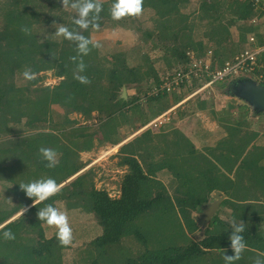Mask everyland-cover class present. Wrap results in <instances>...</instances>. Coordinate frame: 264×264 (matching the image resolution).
Wrapping results in <instances>:
<instances>
[{
    "label": "trees",
    "instance_id": "obj_1",
    "mask_svg": "<svg viewBox=\"0 0 264 264\" xmlns=\"http://www.w3.org/2000/svg\"><path fill=\"white\" fill-rule=\"evenodd\" d=\"M187 1L143 0L142 12L150 9L154 14L152 30H141L131 24L140 14L113 19L109 14L112 0H99L102 11L93 22L98 27L90 24L88 29H80L73 22L77 14L63 23L89 39L91 31L106 25L143 31L141 40L168 54L175 68L188 62L190 52L202 56L208 50L212 68L219 67L242 51L239 46L247 45L248 33L255 35L258 45L263 44L264 31L260 35L258 25L248 22L253 0H228L227 3L225 0H200L197 13H185L182 8ZM54 8H58L57 0H5L0 7V138L51 122L50 106L58 104L64 110V125L70 123L67 115L73 112L100 114L103 117L99 129L102 140L110 141L111 121L118 117L121 122L129 120L130 115L123 108L125 104L130 102L131 110L138 107L137 97L127 100L121 89L143 82L158 86L159 74L141 51L140 44L109 57L100 56L97 48L91 47L83 56L86 67L81 73L90 82L80 83L74 78L78 60L71 59L77 56L75 42L63 37H38L37 26L52 22ZM227 12H233L235 18L225 20ZM193 14L198 15L192 17ZM263 14L259 12V16ZM196 19L207 27L200 39L194 38ZM230 24H236V41L229 30ZM22 27L29 31H22ZM131 52H135L139 63H130L128 55ZM258 61L264 62V51ZM26 69L34 72L35 77L16 84L15 73H23ZM48 69L60 78L51 86L41 84V77L37 75ZM259 70L251 74L256 76ZM225 81L227 78L216 81L213 86L223 87ZM260 83L264 84V80ZM198 85L194 81L190 88ZM163 95L168 94L158 92L150 95V99L162 102ZM166 108V103L157 106L156 115ZM148 120L143 115L140 127ZM224 126L225 137L210 148L215 161L206 156L203 159H207L209 166L200 162L203 155L192 144L188 143L186 152L180 153L179 141H169L174 147L173 157L164 151L158 159L150 161L148 129L122 144L118 149L119 163L127 170L117 197L96 188L88 172L65 182L82 167L74 148L89 150L93 145V133L79 129L75 135L67 137L69 145H61L58 139L55 141L58 136L52 133L0 141V182L7 184L16 197L15 205L0 208V233L10 229L15 234L12 240L0 239V264H62L61 250L65 245L56 233L46 237L45 222L37 218L39 208L48 203L55 206L57 201H63L68 208L80 207L92 213L102 228L101 234L90 242L95 257L85 264H225L224 253L232 254L228 239L230 219L245 223L243 235L247 243L234 264H254L255 259L264 264V144L255 143L256 131L244 129L238 123ZM42 147L60 154L55 167H46L47 162L39 152ZM165 167L177 181L174 194H170L156 177L155 173ZM42 177H52L59 185L65 183L48 200L32 203V198L27 197L19 185ZM214 190L220 191L223 198L205 225V234L193 240L189 234L198 229L193 213L200 211L210 199L214 200L211 197ZM221 211L227 212V217H221ZM126 238L137 241L141 250L137 255L121 258Z\"/></svg>",
    "mask_w": 264,
    "mask_h": 264
},
{
    "label": "rangeland",
    "instance_id": "obj_2",
    "mask_svg": "<svg viewBox=\"0 0 264 264\" xmlns=\"http://www.w3.org/2000/svg\"><path fill=\"white\" fill-rule=\"evenodd\" d=\"M4 1L5 0H0V7ZM199 1L200 0H188L186 5L182 8V11H184L185 13L196 11L195 13H197ZM225 1L227 3L228 0ZM253 1V11L248 17L250 18L248 22L252 24H257L258 30H260L258 32L261 35L262 31H264V14L262 16H259V12H264V1ZM73 2L74 0H57L58 8H54L51 12V14H55L53 16L55 18L52 20V22L42 23L40 25L37 24L39 25L36 28L38 37L43 39L44 37L49 36L55 39H60L61 36H57L55 34V30L61 24L64 25L63 21L65 19L67 21L72 20L73 15L77 14L76 10L71 8L70 6ZM197 15L198 14H196V16ZM196 16L195 14L192 15V17ZM229 17L235 18L233 12H227L225 20ZM1 18L2 15L0 14V25ZM153 18V11L150 9H146L131 24L135 27H140L141 30H152L155 24ZM203 23L204 22H199L198 19L194 20L193 31L195 39H200L202 37V33L207 30V27ZM113 27L115 26L106 25L90 32V40H92L94 43H99L100 45L99 47H96L100 56L104 55L105 57H109V55L112 53L118 52L120 50L125 51L131 46L140 44L141 51L148 56V62H150L152 67H154V69L157 71V73L159 74V78L165 72L173 71L175 69V65H172L171 58L168 54H166L159 48H151L150 42L144 43L141 40V35L143 31H135L121 27ZM229 30L231 31L232 36L236 41L238 35L236 24H230ZM249 34L251 33H248V35ZM239 47L240 50H243L246 48V45L244 44ZM142 52H140V54L138 55L141 56ZM231 52L232 48L230 47L229 53ZM135 55V52H131L128 55L131 64H136L140 61L136 58ZM37 75L41 77L40 82L43 85H54L60 79L54 74V71L52 69L43 70ZM14 81L16 84H21L24 83L26 79L24 78L23 73L16 72L14 75ZM250 81L259 82L256 76H253L250 72H239L237 74L227 77V81H225L223 87H220V85H216L213 88L217 90L218 88H220L223 91H228L229 93L235 94V92L242 88L246 82ZM189 83L191 84L192 80H188L185 86L180 87L181 89L178 88L170 92L168 95H163L162 102L150 99V88L152 86L151 84L147 85L148 83L143 82L137 83L136 85L131 84L126 87H123L121 89V94L125 98H127V100H130L132 97L136 96L137 102L135 103H138V107L131 110L129 109L130 102L125 104L126 106H124L123 108L125 109L126 113L130 115L129 120H123L121 122V119L118 117L117 119L111 121L109 132L110 141L102 140V135L100 134L99 129L101 127L103 117L100 114L96 112H91V114L89 115H83L80 113L73 112L67 115L70 119V123L64 125V110L58 104H52L50 106L51 112L49 114V119L51 122H44L43 126H39L35 129H23V132L19 134H5V137L0 138V141H12L16 140L18 137H31L38 133H52L58 136L54 139L55 141L58 139L61 145H69L67 137H70L71 134H74V132L78 131L79 129H83L86 132L93 133V145L89 150L79 151L74 148V151H76L78 155V161L82 163V167L77 173L69 177L65 182L73 179L78 174L88 172L96 188L106 190L111 197H117L119 195V187L122 176L127 170V167L125 165H121L119 163L120 156L118 154V149L122 144L131 141L142 131H145L146 129L149 130V147L150 150H152V156L149 159L150 161L158 159V157H160L164 151L165 153H168L170 156L173 157V154L171 153L174 151V147L169 145L168 140L170 139V137H175L174 131H169V128L172 126L178 127L180 125L185 124L195 128V125H197L198 128L195 129H198L199 131L205 130L208 133H211L212 129L208 130V128H201V126L204 124H206V127H208V121L211 126L212 123L215 125L213 131L216 129V133L212 137H210L212 138V140H214L215 137L216 139L225 137V134L227 132L224 126L225 123L222 124V122L220 123V121L215 120L214 116H199V112H196L200 105V102H204V100L199 99L205 98L207 103L204 105L205 107H207L208 103L213 99L212 97H214L213 94L210 95L211 97H209L208 92L201 91L198 92L197 95H193L194 97H189L185 101L183 100L185 96L193 89L190 88ZM235 97V103L236 101L241 103L243 102V105L247 106V104L242 98H240L239 96ZM162 103H166L167 108L165 111L161 112V114L165 113L160 118L161 122H157L156 125H148L156 116L161 115L156 114L158 113L157 106H162ZM133 104L134 102L132 103V105ZM212 106L213 105H211L210 108ZM143 115L148 117L149 120L145 125L140 127ZM248 118L249 121L245 123V126L243 125V128L249 129L251 131H256L258 136L256 137L255 143L263 145L264 111L249 110ZM16 127L19 126L17 125ZM202 148L203 147H200V149ZM183 149H185L184 146ZM59 155L60 154L57 153L56 159H58ZM71 156H73V154ZM155 174L156 177L167 188L168 192L170 194H174V190L177 186V181L171 178L172 174L170 170L165 167L163 169L158 170ZM64 183H61L60 186ZM213 201L214 200L210 199L204 205L202 210L195 211L193 215H197L203 220L206 217V209L210 205H212ZM15 204V195L8 189L7 184L0 182V208H10ZM55 206L60 208L61 210L67 211L69 223L73 230L71 242L65 245V247L61 250L62 264H85L87 262H90L95 257L94 251L90 247V242L92 241V239L101 234V226L97 223L92 213L86 212L80 207L68 208L63 201H57L55 203ZM21 212L11 217V219L17 217V215ZM225 213L221 211L220 216L223 218L227 217V214ZM43 228L46 237H51L53 234L56 233V228L54 226H50L45 223L43 224ZM204 234V227L202 225H198V229L193 233H190L189 236L193 240H199ZM124 240L125 247L123 248V255H121V258H123V256L125 255L134 256L140 252L141 245L137 241L127 238Z\"/></svg>",
    "mask_w": 264,
    "mask_h": 264
},
{
    "label": "clouds",
    "instance_id": "obj_3",
    "mask_svg": "<svg viewBox=\"0 0 264 264\" xmlns=\"http://www.w3.org/2000/svg\"><path fill=\"white\" fill-rule=\"evenodd\" d=\"M71 8L76 10V17H74V24L80 29H88L89 25L98 27L93 23L99 17L102 11V4L99 0H74L71 3ZM143 8V0H112L109 8L110 16L119 20L125 16H136L141 14ZM22 31L28 32L27 27H22ZM55 34L61 36L64 39L74 41L77 49V56L71 57L73 61H77L76 74L74 78L82 84L89 83V78L81 73L84 72L86 65L83 62V56L87 55L91 50V47H99V43H93L82 32L69 28L67 25L61 24L56 30ZM25 79L31 80L35 77V73L30 69H26L23 72ZM42 159L46 161V167H55L58 163L56 159L57 153L52 148L42 147L39 149ZM19 187L24 191L27 197L32 198V203L43 202L48 200L60 191V185L56 179L52 177H42L34 179L26 183H22ZM38 220L44 221L47 225L54 226L56 228V235L58 240L67 245L72 240L73 230L69 223V217L67 211L61 210L51 203L45 204L44 207L39 208L37 211ZM231 228L228 239L230 241V247L232 249L231 255L224 253L225 264H234L235 261L240 259L241 253L247 248V243L243 235L245 231V223L241 220L237 222L234 219L228 221ZM15 238V234L10 230H4L0 233V239L12 240ZM254 264H261L259 259H255Z\"/></svg>",
    "mask_w": 264,
    "mask_h": 264
},
{
    "label": "built area",
    "instance_id": "obj_4",
    "mask_svg": "<svg viewBox=\"0 0 264 264\" xmlns=\"http://www.w3.org/2000/svg\"><path fill=\"white\" fill-rule=\"evenodd\" d=\"M248 44L249 46L247 48L239 51L233 57L226 59L221 66L216 68H212L213 61L209 50L202 56H196L190 52L189 60L186 64L178 66L173 71L165 72L161 75V82L158 86H156L157 84L151 86V95H156L158 92L169 94L185 86L188 80H192V83L194 81L199 83V85L189 93L192 96L211 87L216 81H221L239 72L253 73L258 69L260 70L255 74L256 78L259 82L263 81L264 62H259L258 56L264 51V42L258 45L255 35L251 33L248 35ZM163 114L165 113L156 116L148 125H156L157 122L160 123V118Z\"/></svg>",
    "mask_w": 264,
    "mask_h": 264
},
{
    "label": "crops",
    "instance_id": "obj_5",
    "mask_svg": "<svg viewBox=\"0 0 264 264\" xmlns=\"http://www.w3.org/2000/svg\"><path fill=\"white\" fill-rule=\"evenodd\" d=\"M263 1L264 0H262V2ZM246 44H247L246 45V48H247L249 46L248 41ZM213 87L214 86L212 85L211 87L202 90V91L208 92L209 97H211L210 95H212V94L214 97H212L213 99L208 103L207 107H205V105H204L207 103L206 99L205 98L199 99V100H204V102H200V105H199L198 109L196 110V112H199V114H200L199 116H201V115H203V117L214 116L215 120L220 121V123L222 122V124L225 123L224 125L229 124V123L230 124L238 123L241 126H243V125L245 126V123L249 121V118H248L249 110L255 111V109H252L250 107V105H248L247 103L246 104L248 107L246 105H243L244 104L243 102L241 103V102L236 101V103H235L234 99L236 98L235 96H237L236 94L227 93L226 91H223L220 88H218V90H217V89H214ZM206 92H205V94H206ZM211 92H213V93H211ZM188 94L183 99L184 101L186 99H188L189 97H194L193 95L191 96L190 94L189 95ZM197 94L198 93H196L194 95H197ZM211 105H213V106L210 108ZM256 111H258V110H256ZM206 121H207V118H206ZM195 126H194L195 128H198L197 125H195ZM207 126L208 127H206V124H204L201 126V128H203V129L208 128V130L212 129L211 133H208L205 130L199 131L198 129H195V128H193L189 125H185V124L180 125L178 127L172 126L169 128L170 129L169 131L173 130L175 137H170V139H168V140L180 142V144H181L180 153L186 152V149L188 148V143L192 144L193 147L198 152L202 153V155H203V158L201 159L202 161H200V162H204V164L209 166V164L206 163L207 159H209L212 162L215 161V159L211 155L212 152H211L210 148L212 146H214L217 143V141L221 138L216 139V137H215V139L212 140V138H210V137H212L216 133V129L213 131V128L215 127V125L212 123V126H213L212 127L210 125V123H208V121H207ZM203 132H204V135H203ZM182 145L185 147V149H183ZM200 147H203V148L200 149ZM205 156L207 159L203 161V159H205ZM171 178L175 179L173 176ZM217 192H218L219 196L223 197V195H221L222 193L218 190L212 191L211 197L214 198L213 196ZM215 200L216 199L214 198V201ZM210 206L206 209L207 212L209 211ZM203 207H204V205L201 206L200 210H202ZM205 225H202V226L205 227Z\"/></svg>",
    "mask_w": 264,
    "mask_h": 264
},
{
    "label": "water",
    "instance_id": "obj_6",
    "mask_svg": "<svg viewBox=\"0 0 264 264\" xmlns=\"http://www.w3.org/2000/svg\"><path fill=\"white\" fill-rule=\"evenodd\" d=\"M237 96L242 98L245 103L250 105L252 109L264 111V84L260 82H246L242 88L235 92ZM216 200L212 203L209 211L206 213L205 224L208 222L211 215L216 211L219 201L223 198L218 195V192L213 196ZM194 219L198 225H205L202 218L194 215Z\"/></svg>",
    "mask_w": 264,
    "mask_h": 264
}]
</instances>
